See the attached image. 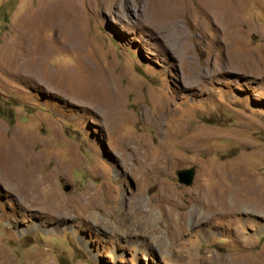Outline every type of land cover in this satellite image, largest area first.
Returning <instances> with one entry per match:
<instances>
[{
	"label": "rangeland",
	"instance_id": "obj_1",
	"mask_svg": "<svg viewBox=\"0 0 264 264\" xmlns=\"http://www.w3.org/2000/svg\"><path fill=\"white\" fill-rule=\"evenodd\" d=\"M0 167V264H264V0H0Z\"/></svg>",
	"mask_w": 264,
	"mask_h": 264
},
{
	"label": "bare ground",
	"instance_id": "obj_2",
	"mask_svg": "<svg viewBox=\"0 0 264 264\" xmlns=\"http://www.w3.org/2000/svg\"><path fill=\"white\" fill-rule=\"evenodd\" d=\"M161 17H162V15H161ZM161 17H159V15L157 16V18H159V19ZM158 164H159V160H154V162H151L149 165L150 170H147V171L145 170V171L141 172V174L144 176L149 172V174H151V176H154L155 172L157 171ZM2 169H4V167ZM140 169L144 170V169H146V167H144L142 165V166H140ZM3 176L6 178H9L10 179L9 181L13 184L15 189L23 194L24 200H25V207H26L24 210L30 209V208H36V209L41 210L45 214V213H49L51 211L50 208L54 207L52 205V202L57 201V203H60L59 193L57 192V190L55 189V187L53 185L52 186L46 185V181L43 177L37 176L38 177L37 178V177H35L33 175H29V174L15 173L10 169L6 170V168H5V172L3 173ZM226 201H223V202H226ZM137 202H138V200H134L132 205L135 206L137 204ZM224 204L225 203H223L222 206ZM62 206H63L62 203L60 205L56 206L54 208L55 209L54 211H60ZM87 211H88V209L86 208V204H84V205L78 204L77 206H75L73 212L69 211L67 214L68 215L74 214V216L80 217L81 225L85 226L89 223V220H90L89 216L87 214ZM94 221L97 222L96 220H94ZM137 244H139V243H137Z\"/></svg>",
	"mask_w": 264,
	"mask_h": 264
},
{
	"label": "water",
	"instance_id": "obj_3",
	"mask_svg": "<svg viewBox=\"0 0 264 264\" xmlns=\"http://www.w3.org/2000/svg\"><path fill=\"white\" fill-rule=\"evenodd\" d=\"M194 169L178 172L179 181L187 186L191 185L194 178Z\"/></svg>",
	"mask_w": 264,
	"mask_h": 264
},
{
	"label": "trees",
	"instance_id": "obj_4",
	"mask_svg": "<svg viewBox=\"0 0 264 264\" xmlns=\"http://www.w3.org/2000/svg\"><path fill=\"white\" fill-rule=\"evenodd\" d=\"M262 242L264 243V237L262 238Z\"/></svg>",
	"mask_w": 264,
	"mask_h": 264
}]
</instances>
